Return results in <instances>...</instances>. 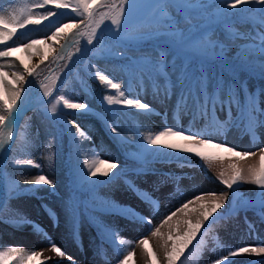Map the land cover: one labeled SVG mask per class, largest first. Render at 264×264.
Returning a JSON list of instances; mask_svg holds the SVG:
<instances>
[{
	"label": "trees",
	"instance_id": "1",
	"mask_svg": "<svg viewBox=\"0 0 264 264\" xmlns=\"http://www.w3.org/2000/svg\"><path fill=\"white\" fill-rule=\"evenodd\" d=\"M173 2L179 6L186 0H173ZM36 3L37 0H0V14L15 10L23 16L31 13L33 19H40L49 9L58 13L47 20H41L39 25H26L24 29H17L16 35L10 40L0 43V51L8 48L16 49L12 56L0 57V73H7L5 81L12 88L20 86L13 73L25 76L27 72L24 66H28L34 55L48 57L56 50L58 42L65 38L69 30H65V33H61L56 39L52 38L57 27L78 23L84 19L70 10H57L54 6L36 9L33 7ZM5 4H9L11 9L7 10ZM250 7L256 9L259 6ZM165 11L173 20L181 18L179 9L168 8ZM249 15H258V13L251 12ZM160 17L161 10L153 8L150 16L126 26L122 35L143 33L142 39L117 41L109 28L78 56L74 54V50L78 49L81 40H74L76 46L72 45L73 50L71 47L63 55L61 63L65 62L70 71L58 90L49 101L32 108L22 117L9 155L1 167L4 190L0 198V251H7L13 247L22 251L10 255L0 264H20L19 256L30 257L32 252H37L35 248L38 244L37 239L50 241L48 229L53 231L61 220L66 224L71 245H74V247L70 246L73 251L89 246L103 262L107 258H115L120 264L122 259H119V254L113 249L110 239L112 233L119 231L118 224L124 222L123 219L128 215H120L114 211L117 208L127 207L136 210V207L146 203L144 198L138 197L130 190V183L135 184L147 177L158 182L159 177H163L160 182H164L165 185L170 176L176 174V169L179 170L177 167L194 166L195 163L201 166L203 163L195 155L179 153L178 150H169L162 146H148L150 149L159 147L160 154L144 151L146 137L169 127V123L179 112H189L193 117L202 116L204 119L202 129L198 130V125L191 121L186 132H200L203 136L207 126L206 121L210 117L208 112L190 110L191 102L188 109L178 108L176 95L165 98L162 77L155 72L149 74L148 71L143 73L139 71L159 50L160 42L149 34L165 30L168 21L157 22ZM85 23L89 24L87 20ZM229 26L236 32L243 33L244 37L233 38L223 23L202 25L211 29V38L225 45L224 55L218 60L214 58L208 60L205 68L211 77L222 78L225 84L234 83L237 90L243 83L247 86L246 92L254 90L260 92L264 87V74L258 67L259 59L254 58L255 67L242 65L238 60L242 45L259 44L260 34L257 25L234 20ZM3 27L8 31L12 30L11 25ZM177 27L183 28L186 25L180 24ZM32 40L43 43H38L35 48L25 47ZM50 61L51 59L48 63ZM180 62L177 60L178 64ZM192 66L199 68L200 65L193 62ZM53 67L54 64L51 65V68ZM98 70L99 73L108 75L113 82L119 83L121 90L125 91L126 98L139 97L152 106V111L141 112L120 104L108 105L103 99L104 96L113 95L117 100L124 97H120L115 89L102 84L96 78ZM43 77L44 75L35 77L33 82L38 84ZM171 79L174 81L175 75H172ZM211 84H215V79ZM155 85L160 87L157 88ZM175 91L178 92L179 89ZM236 94L243 99V94L239 91ZM0 96L7 98L3 84H0ZM61 96L72 102L86 103L89 107L86 111L65 109L62 100L57 103ZM54 102L57 104H53ZM50 103L56 105L55 111L49 109ZM218 108H221L219 104L216 109ZM159 119L163 120L166 126L157 125ZM69 121L78 124L89 138L77 135L74 139L76 129ZM59 123H62L68 136L65 149L60 142L62 128ZM112 127H116L119 136L110 131ZM240 128L242 129V126ZM94 136H97V141L92 145ZM97 157L115 162L118 167L113 169L108 177L98 173L97 177L86 181L82 174L87 171L84 167L85 161L94 162ZM26 160H32L33 165L39 164L40 167L23 163ZM98 167L102 172L107 168V163L99 164ZM37 175H45L53 180L54 189L48 185L36 186L27 183ZM37 187L39 190L33 191ZM123 191L132 195L129 203H120L119 193ZM241 202L243 203L227 219L233 218L243 228L248 224L260 223L262 218L257 208L246 205L243 200ZM28 219H32L39 227L33 225L30 230H25ZM101 225L108 231L99 232L98 226ZM174 241L179 246L180 240L177 236ZM189 249L181 257L183 264H200L203 254L202 243H193ZM181 261L177 263L181 264ZM43 262L41 255L38 258L23 260V264H43Z\"/></svg>",
	"mask_w": 264,
	"mask_h": 264
},
{
	"label": "snow or ice",
	"instance_id": "2",
	"mask_svg": "<svg viewBox=\"0 0 264 264\" xmlns=\"http://www.w3.org/2000/svg\"><path fill=\"white\" fill-rule=\"evenodd\" d=\"M96 4V0H37V3L33 5L36 9H44L48 6H54L57 10H70L78 16L86 19L89 24L93 23V17L96 14V9L92 5ZM258 5L256 9H252L250 6ZM101 7L107 6L109 8L108 13H101L99 21L95 22V27L92 28L88 34L87 44L92 45L96 39V29L103 24L105 19L111 21V31L117 41L123 39L138 40L143 38V33H132L126 36L122 35L125 32L126 26L134 23L138 17L141 8L148 9H160V20H167L165 30L156 31L150 33L160 43L158 44V52L155 57L148 59L145 65L139 69L141 73L148 71L149 74L155 72L162 77L164 83V95L165 98H171L172 95H176V106L178 108L188 109L189 102H191L190 110H198L203 113L208 111H215L217 104L221 109L226 108L228 112H231L233 105L237 109H243L239 114L244 115L247 120V131L255 135L257 128H264V108H260L257 102V97L254 92L247 91V86L241 83L240 88L237 90L234 83L225 84L222 78L211 77L206 68L205 63L210 59H220L225 52V45L219 40L211 38V29L208 27H202V25L208 24H225L227 31L233 38H243V33H238L232 29L229 25L232 21H245L251 22L257 25V29L260 34L259 44H245L240 49V56L238 60L242 65L249 67H255L254 58L259 59V69L264 74V0H186L182 5L177 6L173 0H148L147 3H143L142 0H108L104 3L101 2ZM176 8L180 10V19L173 20L169 16L165 9ZM211 9H214L211 10ZM251 12H256L258 15H249ZM58 13L51 9L44 12L40 19H33L31 13L27 16H23L22 13H17L13 10L11 13L0 14V43L10 40L16 35L17 29H24L26 25H39L41 20H47L49 17L56 16ZM186 25V27H177V25ZM11 25L12 30L8 31L6 27ZM76 29L79 31V25L76 23L63 24L57 27L52 34V38L56 39L61 33H65V30ZM75 35V33H72ZM71 36L66 37L70 40ZM38 43L43 41L32 40L25 47L35 48ZM66 45H61L57 56L53 57V60L59 57V53L64 51ZM16 51L15 48H8L7 50L0 51V57H10ZM81 49L78 48L77 52ZM169 56L171 59H169ZM177 60L181 62L178 64ZM43 61H41L42 63ZM193 62L199 63V68H193ZM25 71L29 76L33 75L35 68H29L24 66ZM38 68L39 65H36ZM171 70V71H169ZM7 73H0V84H3L4 89L7 92V98L0 96V147H3L6 141H10L13 137V125L19 115L20 105L18 101L21 100V94L25 90L24 83H27L25 76L13 73L19 87L12 88L5 81ZM172 75H175V80L171 79ZM96 78L105 85L110 86L111 89H115L120 97L124 99L117 100L113 95H106L103 97L107 101L108 105L120 104L129 108L136 109L141 112H151L152 106L146 102H143L139 97L126 98L125 91L121 90L119 83L113 82V79L109 78L106 74L97 73ZM215 79V84L212 85L211 81ZM157 88L160 85H155ZM179 89L178 92L175 89ZM211 89V90H210ZM243 94V99L236 93ZM45 97L50 96L51 92L45 89ZM260 95L264 96V87L260 90ZM222 97H224L222 99ZM63 101V107L68 110L86 111L88 105L82 102H72L65 99L63 96L59 98L57 103ZM55 111V109H53ZM69 123L76 129L74 139L77 137H85L87 133L81 129L74 121ZM110 131L119 136L116 127H112ZM148 146H162L169 150H178L179 153L195 155L202 161L208 162L216 159L205 152L206 148L223 149L225 151L233 153L235 156L242 158L255 157L256 152L250 151H237L234 147L226 144L213 142L210 138H203V134L200 132L187 133L183 128L174 129L172 127H165L163 130L158 131L155 135H148L146 137V146L144 151H154L160 154L159 147L149 148ZM259 159L261 165L259 167L255 165H230V172L220 173V181L226 188L232 192L236 191V186L241 183H247L255 185L260 190V195L264 198V148L260 149ZM19 163V161H17ZM23 163L27 165H33L32 160H26ZM107 163V168L100 171L98 165ZM37 168L39 164L33 165ZM84 167L87 168L86 172H83V176L86 181H90V178L97 177L99 173L103 177H108L109 173L113 169L118 167L117 163L101 160L98 157L94 162L85 161ZM27 183L39 186L48 185L49 187H55V182L48 179L45 175H37L31 181ZM39 188L33 189L38 191ZM142 198L150 199L148 194H143ZM229 200V192L225 191L217 195L215 192L203 193L195 196L194 199L185 202L181 208L171 212L170 215L165 216L159 226L153 225L152 219L149 217H141L144 223L151 229V235L163 237L161 228L164 225H169V233L166 239H163L161 249L163 252L164 264H177V261H181V257L185 255V251L189 249V246L193 244L194 240H197L198 234L206 227L205 222L209 221L213 217L214 213H217L218 209L223 208ZM155 203V201H153ZM199 204V214L195 221L187 218L178 220L175 225H171L169 222L176 216V212H184L189 208V205ZM261 209H264V199L260 202ZM122 214L130 215L133 219L140 214L136 213L134 209L127 207L121 209ZM74 215V213H73ZM33 223L34 227H39ZM173 229L177 234V239L180 240L179 246L175 241L169 245L168 241L173 240ZM99 232L108 231L102 225L98 226ZM46 236V233L44 234ZM114 236L115 233H112ZM120 244L128 243L121 239ZM142 245L147 244V239L140 240ZM21 249L10 248L7 251H0V262L5 261L10 255L21 252ZM50 251L56 257H65L66 253L56 243L51 244ZM245 254H264V246H251V245H237L229 248L226 254H221L218 258L214 259L213 264H234V259ZM133 253L129 252L120 261V264H128L129 259ZM155 257V253H152ZM40 253L32 252L31 256H19L20 264H23V260L29 258H38ZM71 259V257H68ZM158 264V262H157ZM183 264V261H181Z\"/></svg>",
	"mask_w": 264,
	"mask_h": 264
},
{
	"label": "rangeland",
	"instance_id": "3",
	"mask_svg": "<svg viewBox=\"0 0 264 264\" xmlns=\"http://www.w3.org/2000/svg\"><path fill=\"white\" fill-rule=\"evenodd\" d=\"M101 2L102 0H96V4L92 5V7H98L101 5ZM107 2L108 0H104V3ZM142 2L147 3L148 0H142ZM5 6L8 8L7 10L11 9L9 4H5ZM151 11L152 9L142 7L135 21L150 16ZM108 12L109 8L107 6L102 8L100 6L93 17V26H91L92 24L85 23L86 19H83L78 22L80 28L79 31H76V29L67 31L65 38H62L58 42V46L54 52L56 53L54 56H57L60 46L66 45L64 51L59 53L57 59L53 60V54L48 57H41L38 55L32 57L28 62V67L35 68V72L31 76H29L28 73L25 75L27 83H24L25 100L23 103H25V101H35V105H40L51 99L53 94L64 81L67 73L70 71V68H67L66 64H64L65 62L61 63L63 55L71 49L72 45L74 47L76 46L74 45V40H81L80 44L77 46L81 51L77 52L76 49L74 50L76 56L81 55L86 48L90 46L87 44L88 34L91 32L92 28L95 27V22L99 21L100 14ZM111 27V21L105 19L103 24L96 29V39L102 32L107 31ZM84 28L85 33H83ZM72 33H75V35H72ZM67 36H71V39L67 40L66 43ZM96 39L93 42H95ZM50 59L51 61L48 63ZM41 61L43 62L41 63ZM52 64H54L53 68L55 69L51 68ZM36 65H39V67L37 68ZM41 75H44V77L40 83L37 84L33 82L35 77H40ZM45 89L51 92L50 96L45 97ZM253 92L257 97L259 107L264 108V96H261L260 92L256 90ZM21 99H23V97H21ZM53 104L57 103L54 102ZM49 106L50 110L56 108V105H51V103ZM24 109L25 107L19 108V115L24 113ZM242 110L243 109L233 107L231 112H228L226 108H218L215 111H208L210 117L206 121L207 126L203 138H210L213 142L234 147L237 151L256 152L257 155L255 157L242 158L223 149L206 148L204 149L205 152L216 157V159L208 162L203 161V163L200 162L201 166L195 163L194 166L186 167L188 165H184L182 167H177L179 170L176 169V174H172L165 185H163L164 182H160L163 177H159L158 182L155 180L153 181L148 177L136 182L135 186H132L131 188L136 191L135 194L141 197V195L146 193L150 199H146V203L143 204V206L135 208V212L140 214L138 217L133 219L132 216L128 215L127 218L125 217L123 219L124 222L118 224L119 231L115 233L111 238V241L113 249L119 253V259H123L125 255L132 252L133 255L128 261L129 264H157V262L158 264H164L161 244L163 239L167 238L169 225H164L161 228L163 237L153 236L151 235V229L146 223H144L141 217H149L152 219L153 225L159 226L161 220L165 216L170 215L171 212L181 208L185 202L194 199L197 195L210 192H215L219 195L222 192L228 191L229 200L223 208L218 209L217 213L213 214V217H211L209 221L205 222L206 227L200 235V240H197L196 242L198 244L202 243L204 251L201 264H213L214 259L218 258L221 254H226L229 248L237 245L264 246V209H261L260 207V202L264 198L261 197L259 188L255 185L241 183L236 186V191L232 192L228 190L219 179L221 172H230V165L232 164H236L237 166L255 165L257 167L261 165L259 156L260 149L264 148V128H257L255 135L250 134L247 131L246 117L239 114ZM191 121H194V123L198 125V130L202 129V122L204 121L203 117L200 115L193 117L189 112H179L176 114L174 120L169 123V127L174 129L183 128L186 132ZM59 124L62 128L60 142L65 149L68 136L62 123ZM157 125L160 127L166 126L161 119L158 120ZM240 126H242V129ZM96 141L97 136H94L91 144L94 145ZM2 148L3 147H0V152L3 151ZM166 179L167 178H164V180ZM1 193L2 186H0V194ZM131 196L132 195H129V193H125V191L119 193V197H121L119 200L121 201L120 203H129V200H132V198H130ZM238 196H241L242 200L246 201L248 205L257 207V210L262 215L263 222L258 224H248L246 228H243L239 223L234 221L233 218L227 219L229 213L239 206L237 205ZM153 201H155V203H153ZM121 209L122 208L116 209L115 213H122ZM185 213L187 214V218L195 221L199 214V204L189 205V208L185 209L184 212L177 211L176 216H174L169 223L174 226L178 220L185 218ZM29 221L26 222L25 226V230L27 231L30 230L33 225V223H29ZM51 231V229H48V234L51 236V240L46 242V240L39 241V239H37L38 244L35 247L44 260L43 264H119L115 258H107V261L103 262L96 256V253L89 246L81 250L78 249L73 251L70 246L74 247V245H71L70 235L63 220H61L58 227L52 232ZM176 236L177 234L173 229V240L168 241L169 245L173 243ZM121 239L128 241V243L120 244L119 241ZM142 239H147L148 243L142 245L140 243V240ZM52 243H56L60 246L66 253V256L56 257L50 251ZM152 253L156 254L155 257ZM68 257H71V259ZM234 264H264V254H245L235 258Z\"/></svg>",
	"mask_w": 264,
	"mask_h": 264
},
{
	"label": "water",
	"instance_id": "4",
	"mask_svg": "<svg viewBox=\"0 0 264 264\" xmlns=\"http://www.w3.org/2000/svg\"><path fill=\"white\" fill-rule=\"evenodd\" d=\"M16 132H17V125H15L14 133H13V137H12V142L10 143L9 148L12 146V143H13V141L15 139Z\"/></svg>",
	"mask_w": 264,
	"mask_h": 264
}]
</instances>
